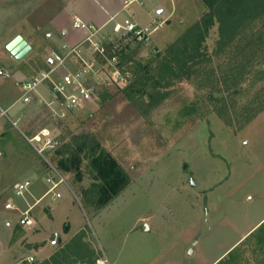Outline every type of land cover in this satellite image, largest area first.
I'll return each instance as SVG.
<instances>
[{
    "label": "rangeland",
    "instance_id": "rangeland-1",
    "mask_svg": "<svg viewBox=\"0 0 264 264\" xmlns=\"http://www.w3.org/2000/svg\"><path fill=\"white\" fill-rule=\"evenodd\" d=\"M104 2L0 0L11 12L0 31L6 19L12 29L0 32V70L12 75L0 77V108L23 96L20 79L59 82L82 59L95 64L91 102L64 112L47 79L0 119L10 128L0 137V224L19 219L8 201L32 208L34 246L22 254H39L36 264L37 243L55 252L48 264H264V0L214 13L203 0H142L97 24ZM74 14L95 23L94 36L73 28ZM131 18L147 31H116ZM67 29L84 38L75 52ZM17 36L32 47L21 60L7 50ZM43 129L57 142L43 156L67 180L59 199H42L50 170L28 141ZM104 155L124 180L101 177L93 160ZM26 181L30 191L15 197Z\"/></svg>",
    "mask_w": 264,
    "mask_h": 264
},
{
    "label": "built area",
    "instance_id": "built-area-1",
    "mask_svg": "<svg viewBox=\"0 0 264 264\" xmlns=\"http://www.w3.org/2000/svg\"><path fill=\"white\" fill-rule=\"evenodd\" d=\"M142 0H129L126 4V7L133 4V3H140ZM73 28L76 30H87L91 29L89 33L90 36H94L93 31L97 32L93 25H88L80 19H76L73 24ZM120 29H124L127 35L136 34L141 36L142 33H145L147 30H138V25L133 21V19H126L124 24H117L116 31H120ZM87 37L85 42L90 41L91 37ZM67 48V46H66ZM73 52L76 50L73 49ZM59 64H63V60L56 56L55 60ZM82 61L85 63V67L81 70H71L66 75H64L63 79L59 82H55L51 77L50 74H42L41 77L34 78L33 80H19L16 85L21 89L23 92L22 99L24 103H30L32 101V97L34 91H36L37 87L45 80L49 79L53 86L52 90L55 97H58L61 105L63 107V111L73 110L78 108L82 104H86L91 102L95 95V87L90 78L93 75V70L95 67L94 63H87L84 59ZM0 77L11 78L12 75L10 72H5L0 70ZM6 118L9 119L8 111L3 110L0 108V119ZM15 125V124H14ZM1 128V123H0ZM29 143L35 147H41L37 150L38 154H40L46 161L50 170V174L48 175L46 181L49 185L48 191L42 197L45 198L49 195H53L54 199L61 198V193L59 189L62 185L67 184V180L65 176L60 172V170L54 166L51 162H49L44 156L43 152L46 150H54L57 142L52 137L51 132L47 129H43L42 131L38 132L37 134L33 135L29 138ZM31 182L26 181L23 183H19L17 185V189L15 192V197L17 198H25V194L30 191ZM41 199V200H42ZM39 200L38 202H40ZM5 209L8 211H17L20 212L19 219L17 221L18 225L21 227H34L35 220L31 216L32 208L21 211L19 205L10 200L5 204ZM4 225L7 228H11L13 223L10 219L6 220ZM1 248V244H0ZM35 259L33 257H29L27 262L29 264H34ZM106 260H97L96 264H106Z\"/></svg>",
    "mask_w": 264,
    "mask_h": 264
},
{
    "label": "crops",
    "instance_id": "crops-1",
    "mask_svg": "<svg viewBox=\"0 0 264 264\" xmlns=\"http://www.w3.org/2000/svg\"><path fill=\"white\" fill-rule=\"evenodd\" d=\"M125 2H126V0H123L122 3L118 4V2L115 0H105L103 8H104L106 16L103 18V20L101 19L99 22H97V24L103 23V22H109V21L111 22L116 17L120 16L121 13L128 7V6L125 7V5H124ZM114 7H116L117 9L111 10ZM69 11L71 14H73L70 10V7H69ZM10 15H11V12H9L8 10L7 11L5 9L0 10V17H4V18L8 17V19H9L11 17ZM77 18L82 20L83 22L87 23L82 17H80L77 14H74L73 24ZM91 22H89L87 24L92 25L93 23H91ZM8 23L9 22H7V19H6V25H4L5 30L3 29L2 31H0L1 33L3 31L8 33V34H10L12 32L11 28H7L9 26V25H7ZM4 24H5V22H4ZM94 24H93V26H95ZM61 35L66 40L65 45H67V48H72V50L73 49L77 50V48L81 45V42H83V39H84L83 37H80L75 32L70 33L68 29L62 30ZM8 38L11 40L10 36H8ZM52 62H53V60L51 59L50 63H52ZM3 71L7 72L6 70H3ZM19 75H20V73H16L17 79H18ZM20 80H22V79H20ZM37 95H38L39 100L46 101V94L44 92H39ZM33 98H34V96H33ZM20 101H23L22 96L20 98H18L17 100L13 101L12 103L8 104V106L6 107V110H8V111L12 110L14 107H16V104ZM26 105H28V104H26ZM1 124L2 125L0 128V137L2 138L3 136H5L7 131L9 133L10 128H9V126L6 125V122H2ZM12 124L13 125L15 124L14 126H16V127L18 126V122L14 121ZM0 229H1V232H0V244H1L0 259L2 257V260H3L2 264H29V262H27V259L29 257H33L35 259L34 264H36V258H37V256H39V254H37L36 252H35V254H29V255H23L22 254L23 251H25L26 247L32 248V246H34V243L29 241L27 238V235L25 233V227L19 226L18 223L16 222V224L14 223L11 228H7L4 225V223H1ZM37 246L40 249L38 251V253H40V255L43 256V259H44V260H42L41 263H37V264H48V263H50V260L52 259V256L54 255L55 252H51V253L47 252L45 250V247H41L42 245H40L39 243H37Z\"/></svg>",
    "mask_w": 264,
    "mask_h": 264
},
{
    "label": "trees",
    "instance_id": "trees-1",
    "mask_svg": "<svg viewBox=\"0 0 264 264\" xmlns=\"http://www.w3.org/2000/svg\"><path fill=\"white\" fill-rule=\"evenodd\" d=\"M206 6L212 11L213 13L215 12L216 8H219L221 3L222 5L226 6L227 2L229 0H203ZM94 165L95 168L100 169V175L101 177H104L106 179L107 184L113 183H119L122 180L125 179V174L124 172L119 168V166L109 158H106V155L100 156L98 158H94ZM66 171L67 168L65 167Z\"/></svg>",
    "mask_w": 264,
    "mask_h": 264
},
{
    "label": "water",
    "instance_id": "water-1",
    "mask_svg": "<svg viewBox=\"0 0 264 264\" xmlns=\"http://www.w3.org/2000/svg\"><path fill=\"white\" fill-rule=\"evenodd\" d=\"M7 50L17 60H21L31 52L32 47L22 36H17L7 45Z\"/></svg>",
    "mask_w": 264,
    "mask_h": 264
}]
</instances>
